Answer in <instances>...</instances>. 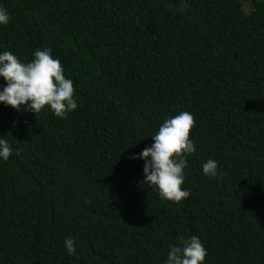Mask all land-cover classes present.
<instances>
[{
	"label": "trees",
	"instance_id": "1",
	"mask_svg": "<svg viewBox=\"0 0 264 264\" xmlns=\"http://www.w3.org/2000/svg\"><path fill=\"white\" fill-rule=\"evenodd\" d=\"M0 7V51L27 62L51 49L78 105L57 118L0 103V137L17 150L0 161V264H164L192 235L204 264H264V0ZM182 110L197 151L184 170L191 195L173 203L130 157ZM210 158L216 178L201 171Z\"/></svg>",
	"mask_w": 264,
	"mask_h": 264
},
{
	"label": "clouds",
	"instance_id": "2",
	"mask_svg": "<svg viewBox=\"0 0 264 264\" xmlns=\"http://www.w3.org/2000/svg\"><path fill=\"white\" fill-rule=\"evenodd\" d=\"M8 11L0 7V25L9 23ZM64 67L52 55L49 48L36 49L32 58L24 62L11 51H0V103L17 110L29 111L37 116L42 110L51 111L57 118H66L77 109L74 98L73 81L64 75ZM193 115L179 111L166 118L149 135L153 143L131 159H141L144 184L155 190L163 200L179 203L191 195V190L183 188L184 170L188 167L187 157L197 151L190 139L194 127ZM15 126V125H14ZM17 150L0 137V161H7ZM202 174L216 178L218 162L208 159L202 163ZM63 247L69 256L77 255L78 241L74 236L63 240ZM207 249L199 237L192 235L180 238V243L169 245L164 264H204Z\"/></svg>",
	"mask_w": 264,
	"mask_h": 264
}]
</instances>
